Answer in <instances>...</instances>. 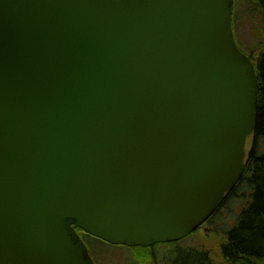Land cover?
<instances>
[{"label":"water","instance_id":"water-1","mask_svg":"<svg viewBox=\"0 0 264 264\" xmlns=\"http://www.w3.org/2000/svg\"><path fill=\"white\" fill-rule=\"evenodd\" d=\"M234 0H0V264L184 239L246 169L256 66Z\"/></svg>","mask_w":264,"mask_h":264},{"label":"trees","instance_id":"trees-1","mask_svg":"<svg viewBox=\"0 0 264 264\" xmlns=\"http://www.w3.org/2000/svg\"><path fill=\"white\" fill-rule=\"evenodd\" d=\"M262 11L264 12V6ZM252 59L259 77L257 126L252 136V152L247 159V167L240 181L227 195L222 207L226 205L228 199L237 197L242 191L243 197H246L248 201L238 214L236 223L224 232L226 240L221 244L224 262L218 264L264 263V52ZM219 210L209 221L212 222L216 218ZM78 231L81 235L82 230L78 229ZM134 248L145 247L131 249ZM159 258L160 256L153 258L152 252L145 257L134 256L135 264H217L207 251L204 252L197 247H184V249L167 252L161 262L157 261Z\"/></svg>","mask_w":264,"mask_h":264},{"label":"rangeland","instance_id":"rangeland-1","mask_svg":"<svg viewBox=\"0 0 264 264\" xmlns=\"http://www.w3.org/2000/svg\"><path fill=\"white\" fill-rule=\"evenodd\" d=\"M235 1L234 28L235 34H237L238 45L249 55L257 58L264 52V12L262 11L264 0ZM247 144V148L249 149L251 142L248 141ZM228 200L226 205L218 211V215L212 222H206L193 236L178 243H162L160 247L156 245L150 249H128L125 246L117 247L96 237L94 238L83 230L81 235L88 243V248L93 258L99 264H135L134 256L145 257L149 252H152L153 258L160 256L157 261L161 262V259L163 257L165 258L167 252L177 251L179 248L184 249V247H197L204 250V252L207 251L212 257V260L218 264L224 262L223 256L221 255V244L226 240V234L224 232L236 223L238 214L248 201L246 197H243V191L239 192L237 197ZM257 263L264 264L263 262Z\"/></svg>","mask_w":264,"mask_h":264}]
</instances>
